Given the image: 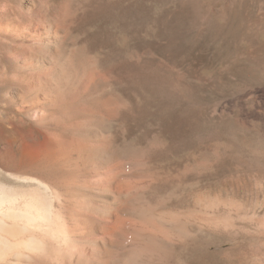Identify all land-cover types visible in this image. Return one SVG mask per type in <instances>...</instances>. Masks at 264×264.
Listing matches in <instances>:
<instances>
[{
	"label": "rangeland",
	"instance_id": "1",
	"mask_svg": "<svg viewBox=\"0 0 264 264\" xmlns=\"http://www.w3.org/2000/svg\"><path fill=\"white\" fill-rule=\"evenodd\" d=\"M0 140L69 155L96 264H264V0H0Z\"/></svg>",
	"mask_w": 264,
	"mask_h": 264
},
{
	"label": "bare ground",
	"instance_id": "2",
	"mask_svg": "<svg viewBox=\"0 0 264 264\" xmlns=\"http://www.w3.org/2000/svg\"><path fill=\"white\" fill-rule=\"evenodd\" d=\"M30 41L41 43L37 38ZM53 42L62 45L58 35ZM75 54L62 62L55 60L59 76L66 75L68 66L75 70ZM53 58L43 61L53 62ZM19 150L15 160L0 153V264H96L94 220L90 214L83 217L75 204L63 198L65 185L71 183L62 178L58 165L69 155L51 149L38 162H30ZM83 205L92 211L89 197Z\"/></svg>",
	"mask_w": 264,
	"mask_h": 264
}]
</instances>
